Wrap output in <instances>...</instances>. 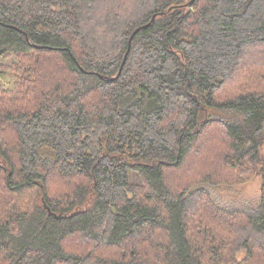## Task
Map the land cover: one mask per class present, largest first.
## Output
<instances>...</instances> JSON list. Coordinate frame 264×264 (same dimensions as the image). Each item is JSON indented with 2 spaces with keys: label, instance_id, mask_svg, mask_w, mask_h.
I'll use <instances>...</instances> for the list:
<instances>
[{
  "label": "trees",
  "instance_id": "trees-1",
  "mask_svg": "<svg viewBox=\"0 0 264 264\" xmlns=\"http://www.w3.org/2000/svg\"><path fill=\"white\" fill-rule=\"evenodd\" d=\"M189 1L0 0V264H264V0Z\"/></svg>",
  "mask_w": 264,
  "mask_h": 264
},
{
  "label": "rangeland",
  "instance_id": "rangeland-1",
  "mask_svg": "<svg viewBox=\"0 0 264 264\" xmlns=\"http://www.w3.org/2000/svg\"><path fill=\"white\" fill-rule=\"evenodd\" d=\"M15 62V57L6 54L0 57V83L4 88H9L14 76L9 67ZM264 153V143L261 147ZM208 191L212 201L226 210H244L255 212L258 209L260 199L261 177L257 174H249L246 178L234 184H201ZM243 252L237 254V258L243 256Z\"/></svg>",
  "mask_w": 264,
  "mask_h": 264
},
{
  "label": "water",
  "instance_id": "water-1",
  "mask_svg": "<svg viewBox=\"0 0 264 264\" xmlns=\"http://www.w3.org/2000/svg\"><path fill=\"white\" fill-rule=\"evenodd\" d=\"M193 0H190L189 2L191 3ZM155 16V15H154ZM154 16L152 17V19L154 18ZM151 19V20H152ZM137 30H138V28H136L134 31H133V34L135 33V32H137ZM131 38H132V35H131V37H130V39H129V44H130V41H131ZM128 50V49H127ZM126 54H127V52L125 53V55H124V59H123V61H122V64L124 63V61H125V58H126Z\"/></svg>",
  "mask_w": 264,
  "mask_h": 264
}]
</instances>
